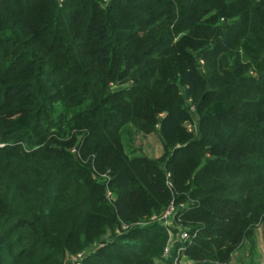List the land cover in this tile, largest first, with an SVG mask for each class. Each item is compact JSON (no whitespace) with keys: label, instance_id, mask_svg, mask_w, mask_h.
<instances>
[{"label":"trees","instance_id":"16d2710c","mask_svg":"<svg viewBox=\"0 0 264 264\" xmlns=\"http://www.w3.org/2000/svg\"><path fill=\"white\" fill-rule=\"evenodd\" d=\"M263 222L264 0H0V264H226Z\"/></svg>","mask_w":264,"mask_h":264},{"label":"rangeland","instance_id":"374dc122","mask_svg":"<svg viewBox=\"0 0 264 264\" xmlns=\"http://www.w3.org/2000/svg\"><path fill=\"white\" fill-rule=\"evenodd\" d=\"M246 46L247 43L241 42L239 47L233 51V54H239L240 57H244V49H246ZM132 145L136 153H143L151 158H157L159 153L162 152L160 139L155 133L148 135L138 133L134 136ZM237 251L236 263L234 261L232 264H254V262H258L256 253L259 254L261 251L264 255V222L254 230L253 241L245 239L243 245ZM235 253H233L231 259H233ZM231 259L226 264H231ZM259 262L264 264V256Z\"/></svg>","mask_w":264,"mask_h":264},{"label":"built area","instance_id":"2783aa9c","mask_svg":"<svg viewBox=\"0 0 264 264\" xmlns=\"http://www.w3.org/2000/svg\"><path fill=\"white\" fill-rule=\"evenodd\" d=\"M105 177L106 176H103V178H105ZM166 184L168 187L171 186V183L169 180V173H166ZM107 195H108V197L111 196V193L109 190L107 191ZM173 211H174L173 206H170L162 216V218L165 220L164 224L168 227L171 225V223H169V219L172 216ZM168 232L171 235L169 230H168ZM176 237L179 240H184L186 242L189 235L187 234L186 231L180 230L178 232V234L176 235ZM172 246H173V241L170 239L164 248L163 256L165 258L169 257ZM184 250H185L184 246H180L177 248V250L175 252L176 253L175 257L173 259V264H194L193 261L186 259L185 255H184ZM82 258H83V253H81V252L77 253V254L70 256L68 258V264H79V262L82 260Z\"/></svg>","mask_w":264,"mask_h":264},{"label":"crops","instance_id":"0c3cea01","mask_svg":"<svg viewBox=\"0 0 264 264\" xmlns=\"http://www.w3.org/2000/svg\"><path fill=\"white\" fill-rule=\"evenodd\" d=\"M160 144H161V143H160ZM161 149H162V145H161ZM162 151H163V149H162ZM161 154H162V152H160L159 155H158L157 157H159ZM239 251H240V250H239ZM237 253H238V251L235 253L233 259H231V264H232V262H234V261H235L234 263H236V257H237L236 254H237ZM256 255H257L256 259L258 260V262H257V263L254 262V264H261V262H259V260H261V258L264 256L263 253L260 251V253H259V254L256 253ZM262 255H263V256H262ZM243 258H244V260H245V257H244V256H243ZM248 262H249V260H248Z\"/></svg>","mask_w":264,"mask_h":264}]
</instances>
